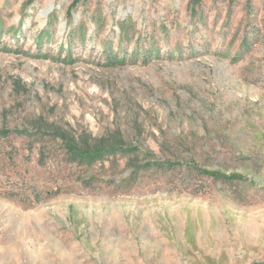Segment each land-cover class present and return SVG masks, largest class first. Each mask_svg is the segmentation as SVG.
I'll return each instance as SVG.
<instances>
[{
  "label": "rangeland",
  "instance_id": "374dc122",
  "mask_svg": "<svg viewBox=\"0 0 264 264\" xmlns=\"http://www.w3.org/2000/svg\"><path fill=\"white\" fill-rule=\"evenodd\" d=\"M0 264H264V0H0Z\"/></svg>",
  "mask_w": 264,
  "mask_h": 264
},
{
  "label": "trees",
  "instance_id": "16d2710c",
  "mask_svg": "<svg viewBox=\"0 0 264 264\" xmlns=\"http://www.w3.org/2000/svg\"><path fill=\"white\" fill-rule=\"evenodd\" d=\"M111 59V58H110ZM113 60V59H111ZM119 62H123V59L120 60ZM61 137H64V134H60ZM67 149L73 154L75 155L78 159H81L83 161H86L87 163L90 162H94L97 159L102 158L103 156H105L108 153H111L112 151H114L115 149L111 148H106L104 146L101 147H96L95 149H89V148H81V147H77L72 143H68L67 144ZM164 164H166L167 166H171L174 165L171 161L169 160H165ZM192 167H194L198 172L207 175V176H211L214 179H220L223 181L226 180H238V181H246L247 178L245 175L238 173V172H230V173H224L218 170H213V169H206L201 167L199 164L193 162Z\"/></svg>",
  "mask_w": 264,
  "mask_h": 264
}]
</instances>
